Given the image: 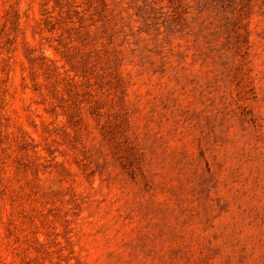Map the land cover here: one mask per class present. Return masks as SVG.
I'll return each mask as SVG.
<instances>
[{
  "label": "rangeland",
  "instance_id": "1",
  "mask_svg": "<svg viewBox=\"0 0 264 264\" xmlns=\"http://www.w3.org/2000/svg\"><path fill=\"white\" fill-rule=\"evenodd\" d=\"M0 264H264V0H0Z\"/></svg>",
  "mask_w": 264,
  "mask_h": 264
}]
</instances>
